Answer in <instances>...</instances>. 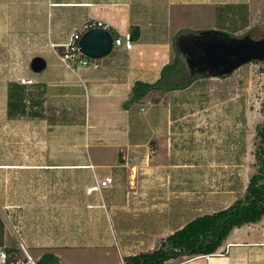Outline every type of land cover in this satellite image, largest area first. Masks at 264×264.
I'll use <instances>...</instances> for the list:
<instances>
[{"label":"crops","instance_id":"0c3cea01","mask_svg":"<svg viewBox=\"0 0 264 264\" xmlns=\"http://www.w3.org/2000/svg\"><path fill=\"white\" fill-rule=\"evenodd\" d=\"M251 2L0 0V133L4 139L6 137V142L0 144L3 153L0 161L3 210L23 209L22 206L28 205L23 212L25 215L46 212L55 217H68L76 212L85 217L83 222L87 224L86 217H102L99 223L104 225L105 232L109 221L117 233L114 241L107 233L99 234L97 238L83 234L78 236V240L66 235L60 245H50V254L57 258L59 264H73L72 252L92 251L90 247L94 246L104 257L114 255V247H117V264H124L125 257L155 250L160 242L188 224L182 220L184 222L174 227L180 217L188 216V222H191L195 216H202L203 213H196L203 206V193L199 194L197 204L187 201L186 195L181 197L186 190L179 194L171 193L175 178L167 174L168 170L165 173L167 166L156 161L155 157L142 159L150 150L143 151L145 144L123 146L132 143H123V136L130 137L132 133L135 138L141 136V125L146 126L143 127L144 132L156 130L154 135L159 134L155 121L165 111L159 108L162 102L156 105L151 99V95L159 90L152 91L142 100L147 101L146 106L152 107L151 113L147 118H140V113L135 114L130 105L132 91L137 82L154 84L160 80L163 69L174 61L176 51L186 64L175 45L176 38L181 33L185 36L201 33L186 32L188 29L184 24L189 12L199 14V10L206 7L212 8L216 15L219 10L227 11ZM91 19L104 21L119 37L130 34L132 28H138L139 35L133 40V48L115 47L107 57L89 59L87 65L79 61L64 63L61 56L67 52L66 44ZM36 58L46 62V68L39 73L32 69ZM186 76H182V80H186ZM187 83L190 82L186 81L185 85ZM176 85L181 86L177 82ZM14 86L12 99L10 93ZM17 86L23 87L24 93L22 88L17 90ZM18 94L25 95V111L13 110L11 113L10 102H14ZM164 116L167 120L168 115L164 114L163 119ZM91 119L101 122L92 125ZM92 126L95 136H99L93 140L88 138ZM76 135L80 137L78 142ZM28 137L37 139L38 143L30 142ZM108 148L116 149V158L110 161L103 151ZM91 149L95 150V155ZM15 151L18 159L8 158V154ZM104 166L109 167V172L102 174ZM169 166L180 165L177 162ZM239 166L247 168L249 165ZM154 171L164 174L157 175ZM84 176L89 178L85 187L87 196H92L86 190L95 184L96 179L112 177L115 184L98 195L95 202L75 204L74 199L79 196L74 195L82 192L79 183ZM240 177L229 175L219 181L208 182L225 183L224 187H219L220 192L219 188L210 192L206 198L209 200L210 197L209 204L214 199L217 206L225 209L238 200L250 182L244 170ZM240 183L244 186L242 190H239ZM64 189L72 197L61 198ZM120 190L124 198L117 204L113 198ZM57 222L54 226L59 224ZM94 222L99 224L97 220ZM98 230L100 232L101 228ZM19 242V247L28 250L24 239ZM218 252L223 254L182 262L170 260L167 264H264V221L234 229Z\"/></svg>","mask_w":264,"mask_h":264},{"label":"rangeland","instance_id":"374dc122","mask_svg":"<svg viewBox=\"0 0 264 264\" xmlns=\"http://www.w3.org/2000/svg\"><path fill=\"white\" fill-rule=\"evenodd\" d=\"M237 8L232 7L231 10L227 11L219 10L216 15L213 13L212 8L206 7L199 10V14H191L189 12L184 28L188 29L186 30L188 33L215 31L226 33L231 37L240 38L249 34L256 40L263 38L264 0H252L250 5L242 6L241 9ZM188 74L186 77H188ZM176 82L177 84L185 85L186 80L180 78ZM151 99L156 105L162 102L159 108H164V114L168 115L166 120L165 116L164 119L162 118L164 114L160 113L161 117L158 121H155L159 130L158 136L154 135L156 130L144 132L146 126L141 125V130H143L141 136L135 138L133 133L130 137L123 136V143L132 142L123 146L136 143L145 144L143 151L147 148L150 150L148 154L144 153L142 159L152 160L155 157L156 161L167 166L165 167V173L168 170L167 174L175 178L171 193L179 194L181 190L183 192L186 190L185 194H181V197L186 195L187 201L194 204H197L199 194L203 193V206L200 207V211L196 214L203 213L202 216H204L209 215L208 213L213 214L223 210L216 205V200L213 199L212 203L209 204L210 197L209 200L206 198L211 191H214V188L224 187L225 183L219 185L218 183L208 184V182L227 178L229 175L234 178L239 176L242 178L243 170L245 171V177L250 181L259 169L256 149L259 142L257 128L264 122V61L250 62L224 77L202 76L185 89L159 90L158 93L151 95ZM146 104L147 101L131 104L133 106L132 111L135 114L139 112L140 118H147L151 113L150 108L152 107L146 106ZM74 120L79 122L76 119ZM91 120L92 125L101 122ZM0 126H2V121H0ZM136 128L137 125L131 131L134 132ZM94 133L92 126L88 132V138L93 140L94 137H99L95 136ZM1 135L0 133V144H3V142H6V137L4 139ZM16 139L15 142L18 141L17 135ZM79 139L80 137L76 135L77 142ZM28 140L32 143H38L37 139L34 140L28 137ZM114 149L103 150L109 161L116 158V149ZM89 151L88 154H90ZM91 151L95 155V150L91 149ZM8 156L10 159H18L16 151L9 153ZM2 159L3 153L0 151V161ZM177 162L180 166H169V164ZM239 165L249 166L243 168ZM78 172L83 173L82 171ZM104 172H109V167L104 166L101 173L103 174ZM98 173L101 174L100 172ZM155 173L157 175L164 174ZM1 179L0 174V182ZM88 180L87 176L80 179L79 184L82 192H80V195H74L79 196L74 199L75 204L80 205L87 201L95 202L96 197L100 195L98 192L93 193L92 196L86 195L85 187L88 185ZM238 185L240 186L239 190L244 189L241 183ZM220 189H218L219 192ZM122 192L120 190L116 193L113 198L115 203L119 204V202H122L124 198V193ZM61 194H63L61 198L72 197L65 189ZM243 194L240 198H243L245 195ZM107 202L110 206V202ZM189 202H187V205ZM155 204H158L157 201ZM2 206L3 201L2 197H0V217L5 225V245L17 247L20 243L19 240L24 239L27 243L28 252L37 261H40L45 254H50L52 249L50 245L54 243L60 245L63 242V237L64 239L67 238L66 235H72L75 240L83 234H91L92 238H97L99 234L105 235L107 233L112 241L117 237L115 227L109 221L105 232L104 225L99 223V220H103L102 217H86L88 218L87 224V222H83L85 217L76 212L68 217L65 215L55 217L46 212L45 214L25 215L23 212L28 209V205L22 206L23 209L13 208L12 210H3ZM196 218L197 216L194 217V219ZM94 220H97L99 224H95ZM182 220H186L187 223L190 222H188V216L184 215L178 219L174 227L176 224L184 222ZM262 220L264 221V218ZM57 221H59V224L54 226L55 222L58 223ZM98 227L101 228L100 232ZM127 227L131 228L130 226ZM256 235L258 234L256 233ZM160 245L161 242L157 248ZM114 249V255L109 257L100 255L95 246L90 247L92 251H75L70 254L73 259L71 261L74 262L73 264H110V262L117 264L119 263V258L116 256V251L118 250H116L117 247H114ZM217 253L219 255L223 254L218 251ZM176 260L182 262L190 260V258L184 257ZM54 262L52 263L59 264Z\"/></svg>","mask_w":264,"mask_h":264},{"label":"trees","instance_id":"16d2710c","mask_svg":"<svg viewBox=\"0 0 264 264\" xmlns=\"http://www.w3.org/2000/svg\"><path fill=\"white\" fill-rule=\"evenodd\" d=\"M237 7L234 6L233 8ZM241 8L242 6L237 9ZM110 32L115 37H119L115 31L110 29ZM138 35L139 29L132 28L130 33L132 41ZM220 35L224 38L231 37L223 32H220ZM182 61L180 53L176 51L174 61L163 69L160 80L154 84L137 82L132 91L130 105L139 103L152 91L185 89L196 79L202 77L197 76L192 82L177 86L176 80L188 73L186 64ZM13 88L15 86L12 87V93H10L12 99ZM17 88L19 87L17 86ZM21 88L22 93H24L23 87H20L19 90ZM24 97V94H18L14 97V102L13 100L10 102L11 113L13 110L24 113L26 107ZM257 137L259 142L256 149V158L259 169L252 176L243 198L238 199L234 204L219 212L197 217L163 240L156 250L125 257L124 264H167L170 260L184 257L193 259L200 256H214L234 229L261 222L264 218V122L257 128ZM4 239L5 225L0 217L1 245H5ZM54 261L57 262L54 255L45 254L38 264H53Z\"/></svg>","mask_w":264,"mask_h":264},{"label":"water","instance_id":"95a60500","mask_svg":"<svg viewBox=\"0 0 264 264\" xmlns=\"http://www.w3.org/2000/svg\"><path fill=\"white\" fill-rule=\"evenodd\" d=\"M113 44L114 35L104 29H93L85 33L79 42L82 54L93 60L107 57L113 50ZM175 45L186 61L188 82L197 76H228L250 62L264 61V37L256 40L249 34L240 38H224L220 32L203 31L178 36ZM45 68L44 59L33 60V71L39 73Z\"/></svg>","mask_w":264,"mask_h":264},{"label":"built area","instance_id":"2783aa9c","mask_svg":"<svg viewBox=\"0 0 264 264\" xmlns=\"http://www.w3.org/2000/svg\"><path fill=\"white\" fill-rule=\"evenodd\" d=\"M93 29H104L110 31V26L102 20L91 19L85 22L82 26L81 31L74 33L69 42L66 44V53L61 56V59L64 63L69 61H79L82 65H87L89 63L88 58H86L82 52L79 45V42L82 36L93 30ZM134 46L130 34L125 35L124 37H115L113 48H125L132 49ZM115 184V181L112 177H108L103 180L95 181V184L89 186L86 190L88 194L100 193L102 194L105 190L110 189ZM39 261L35 260L28 250L24 247H10L7 245L0 244V264H38Z\"/></svg>","mask_w":264,"mask_h":264},{"label":"flooded vegetation","instance_id":"af4514ba","mask_svg":"<svg viewBox=\"0 0 264 264\" xmlns=\"http://www.w3.org/2000/svg\"><path fill=\"white\" fill-rule=\"evenodd\" d=\"M195 34H196V33H195ZM182 36H185V34H184V33H181V34L179 35V37H182ZM187 79H189V74H188V77L186 78V81L188 82Z\"/></svg>","mask_w":264,"mask_h":264}]
</instances>
